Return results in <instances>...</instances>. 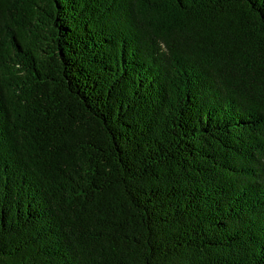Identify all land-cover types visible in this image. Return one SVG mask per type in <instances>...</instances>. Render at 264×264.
Listing matches in <instances>:
<instances>
[{
	"label": "trees",
	"instance_id": "1",
	"mask_svg": "<svg viewBox=\"0 0 264 264\" xmlns=\"http://www.w3.org/2000/svg\"><path fill=\"white\" fill-rule=\"evenodd\" d=\"M0 264H264V0H0Z\"/></svg>",
	"mask_w": 264,
	"mask_h": 264
}]
</instances>
